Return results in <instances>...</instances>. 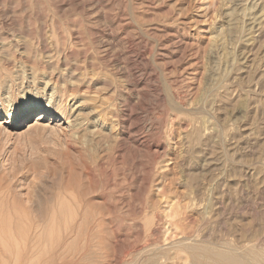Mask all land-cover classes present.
<instances>
[{"label":"rangeland","instance_id":"374dc122","mask_svg":"<svg viewBox=\"0 0 264 264\" xmlns=\"http://www.w3.org/2000/svg\"><path fill=\"white\" fill-rule=\"evenodd\" d=\"M68 72L82 83L74 128L0 125V229L35 220L33 264L264 251V0H0L8 115ZM69 206L91 216L77 235Z\"/></svg>","mask_w":264,"mask_h":264},{"label":"bare ground","instance_id":"6f19581e","mask_svg":"<svg viewBox=\"0 0 264 264\" xmlns=\"http://www.w3.org/2000/svg\"><path fill=\"white\" fill-rule=\"evenodd\" d=\"M51 60V59H50ZM31 66V65H30ZM52 68V67H51ZM73 71V70H72ZM75 71V69H74ZM73 71V72H74ZM63 72V71H62ZM77 72V71H75ZM68 77H66L64 74L62 75V79H61V82H62V85L58 87V77H50L47 82L44 83V89H50V96H49V99L48 101L45 103V104H41V100H37V101H29L27 103H23L22 106L16 110L13 114L11 115H8V112L5 111V109L3 108V105L2 103H0V125L1 124H8V129L10 130H13L15 128H17L22 122H23V119L25 118H30L32 115H35L34 119L36 121H39V120H42L43 118H49V122L47 123L48 125L49 124H53L54 122H60V120H64V123L63 124H66L68 128H71L73 126V120L76 118H80V116L78 117V113H76L77 109L75 107V111H74V106L72 105L71 108L67 109L68 107V101H70V99H74L73 96L79 94L80 90V86L82 85L81 81L79 78H77L73 73H70L68 72ZM61 74V73H60ZM35 68L33 67L32 68V77L35 81ZM42 79V78H41ZM79 79V80H78ZM81 84V85H80ZM52 87V88H51ZM89 88V87H88ZM83 89V88H82ZM86 91V90H85ZM83 93H81V96H82ZM87 95V94H86ZM77 97V96H76ZM83 97V96H82ZM77 99V98H76ZM29 100V99H28ZM102 100V99H101ZM84 101V100H83ZM77 103V102H76ZM79 105V104H78ZM98 105V104H97ZM78 108V107H77ZM82 108V107H81ZM74 111V112H73ZM73 118V119H72ZM82 118V117H81ZM75 121V120H74ZM77 123L75 125H78L79 124V121H76ZM17 123H20L17 125ZM81 124V123H80ZM213 131V130H212ZM213 178V177H212ZM144 186V185H143ZM145 187V186H144ZM202 188V187H201ZM71 192V191H70ZM203 193V192H202ZM80 198V197H79ZM81 199V198H80ZM209 199V198H208ZM72 200V199H71ZM87 200V199H86ZM85 201V200H84ZM208 201V200H207ZM213 201V200H212ZM89 202V201H88ZM89 205V204H88ZM81 207V206H80ZM86 208V206H85ZM88 208V207H87ZM17 209V208H15ZM76 208H73V207H68L66 209L67 211V214L65 216H68V220L70 221L69 222V226H68V231L70 234L72 235H77L75 232H74V227L76 228V226H73V223L75 220H77V218L81 219V221L84 223V220L87 219V217L89 216L87 212V210H75ZM80 209V208H79ZM104 209V208H103ZM107 209V208H106ZM179 209V208H178ZM93 211V210H92ZM208 212V211H207ZM203 213V212H202ZM5 214V213H4ZM34 215V214H33ZM98 215V214H97ZM17 217V216H16ZM30 217V215H29ZM91 216H89L90 218ZM19 218V217H18ZM67 218V217H66ZM11 219V218H10ZM30 219V218H29ZM28 219V220H29ZM104 219V217H103ZM3 220V219H2ZM2 220L0 222H2ZM17 220V219H16ZM20 220V219H19ZM67 220V219H66ZM89 220V219H88ZM10 221V220H8ZM7 221V222H8ZM15 221V220H14ZM80 221V220H79ZM101 221V220H100ZM172 221V220H171ZM197 221V220H196ZM12 222V221H11ZM11 222H8L9 224ZM19 223H22V221H18ZM81 222V223H82ZM4 223V222H3ZM7 223V224H8ZM14 223V224H13ZM11 223L9 226L6 224L5 222V226H7V228L5 230H1L0 231V253H6L1 255V260H0V264H9L10 262H12V264H33L35 263V220L31 221L29 220V224L26 225V226H21L19 223H15L13 222ZM82 223V224H83ZM156 223V222H155ZM160 223V222H159ZM24 224V223H23ZM75 224V223H74ZM79 224V223H78ZM91 224V223H90ZM88 224V226L90 225ZM184 224V223H183ZM191 224V223H190ZM197 224V223H196ZM76 225V224H75ZM155 225V224H154ZM4 226V228H5ZM84 226V225H82ZM3 228V229H4ZM42 228V227H41ZM78 228V227H77ZM83 228V227H82ZM95 228V227H94ZM174 228V227H173ZM205 228V227H204ZM207 228V227H206ZM89 229V228H88ZM40 230V229H39ZM51 230V229H50ZM97 230V229H96ZM92 231V230H91ZM158 231V230H157ZM161 231V230H160ZM74 232V234H73ZM77 232V231H76ZM85 232V230H84ZM155 232V231H154ZM243 232V231H242ZM58 233V232H57ZM68 233V232H67ZM152 233V232H151ZM158 233V232H157ZM176 233V232H175ZM23 235H25V238L23 240ZM68 235V234H67ZM114 235V234H113ZM187 235V234H186ZM191 235V234H190ZM210 235V234H209ZM40 236V235H39ZM79 236V234H78ZM81 236V235H80ZM245 236V235H244ZM86 237V236H85ZM176 237V236H175ZM184 237V236H183ZM253 237V236H252ZM46 238V237H45ZM49 238V236H48ZM66 238V237H65ZM50 239V238H49ZM48 239V240H49ZM92 239V238H89V240ZM143 239V238H142ZM47 240V239H46ZM44 240V241H46ZM86 240V239H85ZM93 240V239H92ZM91 240V241H92ZM103 240V239H102ZM106 240V239H105ZM129 240V239H128ZM77 241V240H76ZM90 243L92 244L93 242ZM94 241V240H93ZM165 241V239H164ZM50 242V241H49ZM60 242V241H59ZM89 242V241H88ZM95 242V241H94ZM107 242V241H106ZM262 242V241H261ZM260 242V243H261ZM64 243V242H62ZM73 243V242H72ZM173 243V242H172ZM61 244V242H60ZM59 244V245H60ZM65 244V243H64ZM77 244V243H76ZM86 244V243H85ZM84 244V245H85ZM100 244V243H99ZM223 244V243H222ZM39 245V244H38ZM63 245V244H62ZM79 245V243H78ZM86 244V248L90 245ZM145 245V244H144ZM171 245V244H169ZM249 245V243H248ZM247 245V246H248ZM37 246V245H36ZM50 246V244H49ZM61 246V245H60ZM192 246V245H191ZM204 246V245H203ZM210 246V245H209ZM245 246V245H244ZM244 247V252L242 255H239L237 254V257H232L230 255V257H232L233 259L236 260V263L235 261L233 260L234 264H239L240 262H245L246 260L250 261V263H246L247 264H262L264 263V251H261V250H257L258 248L257 247H253V246H249V247ZM43 247V246H42ZM48 247V246H47ZM73 247V246H72ZM80 248V246H78ZM91 247V246H90ZM89 247V248H90ZM92 247H94V245H92ZM138 247V246H137ZM159 247V246H158ZM180 247V246H179ZM182 247V246H181ZM188 247H190L188 245ZM206 247V246H205ZM204 247V248H205ZM229 247V246H228ZM46 248V247H45ZM57 248V247H56ZM63 248V247H62ZM65 248V247H64ZM68 248H71V247H68ZM197 248V246H196ZM211 248V247H210ZM213 248V247H212ZM211 248V249H212ZM43 249V248H42ZM42 249H41V252H42ZM47 249V248H46ZM59 249V248H58ZM85 249V248H84ZM133 249V248H132ZM139 249V248H138ZM187 249V248H186ZM198 249V248H197ZM203 249V248H202ZM210 249V250H211ZM215 249V248H213ZM227 249V248H226ZM81 250V249H80ZM79 250V251H80ZM158 250V249H157ZM196 250V249H195ZM201 250V249H200ZM218 250V249H217ZM229 249H227L228 251ZM233 250V249H232ZM47 251V250H46ZM61 251V250H59ZM58 251V252H59ZM156 251V250H155ZM159 251V250H158ZM202 251V250H201ZM203 251H206V250H203ZM216 251V250H215ZM67 252V251H66ZM75 252V251H74ZM82 252H85L86 251H82ZM187 252V251H186ZM200 252V251H199ZM214 252V251H213ZM10 253H15L14 256H12L13 258V261H11V255ZM44 253V252H43ZM54 253V252H53ZM52 253V254H53ZM57 253V252H56ZM72 253V252H71ZM230 253V252H228ZM7 254L10 256L8 257ZM42 254V253H41ZM55 254V253H54ZM79 254V253H78ZM80 254H83V253H80ZM89 254V253H87ZM91 254V253H90ZM145 254V253H144ZM149 254V253H148ZM156 254V253H155ZM158 254V253H157ZM162 254V253H161ZM203 254V253H202ZM222 253H220L221 255ZM40 255V254H39ZM58 255V254H57ZM64 255V254H63ZM68 255V254H67ZM84 255V254H83ZM135 255V254H134ZM188 255H192L189 254L188 252ZM217 255V254H216ZM223 256H225L224 254H222ZM220 256L221 259L220 261L218 262V264H230L227 260H230V258H226V259H222L223 256ZM227 255V253H226ZM234 255V254H233ZM45 256V255H44ZM54 256V255H52ZM60 256V255H59ZM58 256V257H59ZM87 256V255H86ZM114 256V255H113ZM208 256V255H207ZM206 256V257H207ZM210 256V255H209ZM212 256V254H211ZM219 256V255H218ZM39 257V256H38ZM57 258V256H54ZM53 257V258H54ZM70 257V256H69ZM71 257H74V255ZM77 257V256H76ZM75 257V258H76ZM83 256V259H86L87 257ZM135 257V256H134ZM133 257V258H134ZM148 257V256H147ZM190 257V256H189ZM192 257V256H191ZM198 257V256H197ZM200 257V256H199ZM216 257V256H215ZM229 257V256H228ZM46 258V257H45ZM51 258V257H50ZM61 259L63 257H60ZM59 258V263L62 261L61 259ZM78 258V257H77ZM81 258V257H80ZM211 258V257H210ZM11 259V260H10ZM52 259V258H51ZM55 259V258H54ZM65 259V257H64ZM63 259V261H64ZM72 259V258H71ZM74 259V258H73ZM82 259V260H83ZM91 259V258H90ZM90 259H86L85 261H89ZM208 259V258H207ZM205 259V260H207ZM217 259V258H216ZM53 260V259H52ZM61 260V261H60ZM70 260V259H69ZM76 260V259H75ZM79 260V259H77ZM82 260L80 261V263L82 262ZM148 260V259H147ZM160 260V259H159ZM202 260V259H201ZM51 262V260H49ZM57 261V259L55 260ZM68 261V259L66 260ZM151 261H154L153 259ZM41 262V261H40ZM39 262V264H40ZM48 263V264H51V263ZM53 262V261H52ZM70 263V261H68ZM67 262V263H68ZM76 262V261H75ZM74 262V263H75ZM150 262V260H149ZM157 262V261H155ZM191 262V261H190ZM211 262V261H210ZM242 262V264H243ZM55 263V262H54ZM72 263H73V260H72ZM84 263V262H82ZM121 263V262H120ZM146 263V262H145ZM148 263V262H147ZM192 264H200V262H198L197 258H196V255L195 257L192 258ZM207 264V262H204ZM214 263H217V262H214ZM245 263V264H246ZM64 264V262L62 263ZM79 264V263H78ZM85 264V263H84ZM151 264V263H150ZM160 264V263H159Z\"/></svg>","mask_w":264,"mask_h":264}]
</instances>
